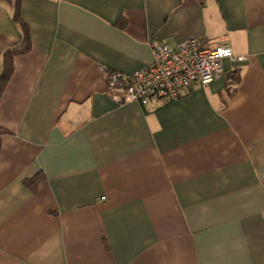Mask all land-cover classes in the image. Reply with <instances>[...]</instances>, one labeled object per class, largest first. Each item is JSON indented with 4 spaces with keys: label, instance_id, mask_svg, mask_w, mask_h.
Returning <instances> with one entry per match:
<instances>
[{
    "label": "crops",
    "instance_id": "obj_1",
    "mask_svg": "<svg viewBox=\"0 0 264 264\" xmlns=\"http://www.w3.org/2000/svg\"><path fill=\"white\" fill-rule=\"evenodd\" d=\"M16 1L0 0V74ZM18 1L0 264H264V0ZM190 38L248 59L172 101L109 96V72Z\"/></svg>",
    "mask_w": 264,
    "mask_h": 264
},
{
    "label": "built area",
    "instance_id": "obj_2",
    "mask_svg": "<svg viewBox=\"0 0 264 264\" xmlns=\"http://www.w3.org/2000/svg\"><path fill=\"white\" fill-rule=\"evenodd\" d=\"M152 59L132 73L112 71L107 75L109 96L117 103L177 99L183 89L207 84L224 74L223 60L244 62L247 55L235 54L227 44L205 45L194 38L175 45L150 44Z\"/></svg>",
    "mask_w": 264,
    "mask_h": 264
},
{
    "label": "trees",
    "instance_id": "obj_3",
    "mask_svg": "<svg viewBox=\"0 0 264 264\" xmlns=\"http://www.w3.org/2000/svg\"><path fill=\"white\" fill-rule=\"evenodd\" d=\"M14 21L19 23L21 27V41L6 49L2 53V59H3V70L0 74V96L7 84L8 79L12 75L13 72V56L17 53H22L27 51L30 48V40H29V29L27 24L22 20L20 14H19V1H16L15 9H14Z\"/></svg>",
    "mask_w": 264,
    "mask_h": 264
}]
</instances>
